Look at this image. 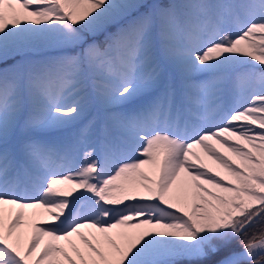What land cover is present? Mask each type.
<instances>
[{
    "label": "snow or ice",
    "instance_id": "1",
    "mask_svg": "<svg viewBox=\"0 0 264 264\" xmlns=\"http://www.w3.org/2000/svg\"><path fill=\"white\" fill-rule=\"evenodd\" d=\"M0 264H264V0H0Z\"/></svg>",
    "mask_w": 264,
    "mask_h": 264
}]
</instances>
